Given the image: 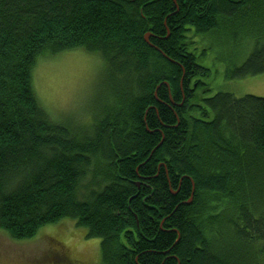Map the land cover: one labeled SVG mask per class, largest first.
Returning a JSON list of instances; mask_svg holds the SVG:
<instances>
[{
  "label": "trees",
  "instance_id": "trees-1",
  "mask_svg": "<svg viewBox=\"0 0 264 264\" xmlns=\"http://www.w3.org/2000/svg\"><path fill=\"white\" fill-rule=\"evenodd\" d=\"M262 23L264 0H0V228L72 219L103 264H264V97H201L191 48ZM71 50L102 63L87 126L52 119L33 86ZM261 74L257 45L234 75Z\"/></svg>",
  "mask_w": 264,
  "mask_h": 264
},
{
  "label": "rangeland",
  "instance_id": "rangeland-1",
  "mask_svg": "<svg viewBox=\"0 0 264 264\" xmlns=\"http://www.w3.org/2000/svg\"><path fill=\"white\" fill-rule=\"evenodd\" d=\"M236 30L220 28L212 36H198L197 43L192 40L198 62L210 68L208 77L202 76L208 91L200 93L201 97L217 92L264 97V74L244 78L234 75L257 45L264 46V23ZM101 69L98 57L82 50L65 51L38 61L33 86L52 119L87 126L92 124L103 87ZM54 251L62 255V262L52 260L57 257ZM101 257L100 239L86 237V228L76 227L69 218L40 228L32 239H11L0 228V264H103Z\"/></svg>",
  "mask_w": 264,
  "mask_h": 264
},
{
  "label": "flooded vegetation",
  "instance_id": "flooded-vegetation-1",
  "mask_svg": "<svg viewBox=\"0 0 264 264\" xmlns=\"http://www.w3.org/2000/svg\"><path fill=\"white\" fill-rule=\"evenodd\" d=\"M196 43H197V42H196ZM193 45H195V44H193ZM193 45H192V46H193ZM57 246H59V247H61V248H64V246L60 245V243H58ZM54 252H55V253H54L55 256L62 258V257H61L62 255H58V254L56 253V251H54ZM64 258H65V257H64Z\"/></svg>",
  "mask_w": 264,
  "mask_h": 264
},
{
  "label": "water",
  "instance_id": "water-1",
  "mask_svg": "<svg viewBox=\"0 0 264 264\" xmlns=\"http://www.w3.org/2000/svg\"><path fill=\"white\" fill-rule=\"evenodd\" d=\"M148 39H149V34H146L145 35V40L148 41Z\"/></svg>",
  "mask_w": 264,
  "mask_h": 264
}]
</instances>
